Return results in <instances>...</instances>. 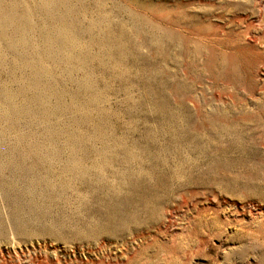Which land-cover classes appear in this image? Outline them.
Masks as SVG:
<instances>
[{
  "label": "rangeland",
  "instance_id": "obj_1",
  "mask_svg": "<svg viewBox=\"0 0 264 264\" xmlns=\"http://www.w3.org/2000/svg\"><path fill=\"white\" fill-rule=\"evenodd\" d=\"M263 13L0 0V264H264Z\"/></svg>",
  "mask_w": 264,
  "mask_h": 264
},
{
  "label": "bare ground",
  "instance_id": "obj_2",
  "mask_svg": "<svg viewBox=\"0 0 264 264\" xmlns=\"http://www.w3.org/2000/svg\"><path fill=\"white\" fill-rule=\"evenodd\" d=\"M259 5V4H258ZM259 13H260V10H259ZM264 14V13H263ZM254 16V15H253ZM258 17V16H257ZM254 22V21H253ZM253 22L252 23H250V26H249V24H248V26L249 27H252V26H254V24H253ZM255 23V22H254ZM257 24H259V26L261 25H263L264 26V17L262 16V15H259V17H258V20H257ZM258 27V25L256 26V28ZM255 27H253V29H254ZM260 29V28H259ZM248 30V29H247ZM261 30V29H260ZM248 35V34H247ZM260 36V35H259ZM263 36V35H262ZM261 39H262V37H261ZM258 40H260V38H256L255 39V41H258ZM262 41V40H261Z\"/></svg>",
  "mask_w": 264,
  "mask_h": 264
}]
</instances>
